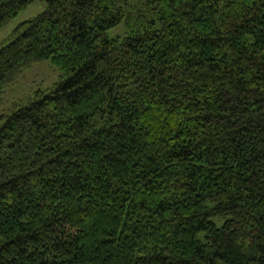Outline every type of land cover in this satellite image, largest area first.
<instances>
[{
    "label": "trees",
    "instance_id": "obj_1",
    "mask_svg": "<svg viewBox=\"0 0 264 264\" xmlns=\"http://www.w3.org/2000/svg\"><path fill=\"white\" fill-rule=\"evenodd\" d=\"M44 1L0 43V96L61 71L0 111V264H264V0Z\"/></svg>",
    "mask_w": 264,
    "mask_h": 264
},
{
    "label": "rangeland",
    "instance_id": "obj_2",
    "mask_svg": "<svg viewBox=\"0 0 264 264\" xmlns=\"http://www.w3.org/2000/svg\"><path fill=\"white\" fill-rule=\"evenodd\" d=\"M46 8L47 4L44 0H34L26 9H23L16 17L10 19L0 28V43L10 35L20 22L33 18ZM122 28L119 25L117 28L109 30V35L115 36ZM60 77L59 67L51 60L30 65L2 92L0 111L9 114L16 106L27 104L37 90H48Z\"/></svg>",
    "mask_w": 264,
    "mask_h": 264
}]
</instances>
